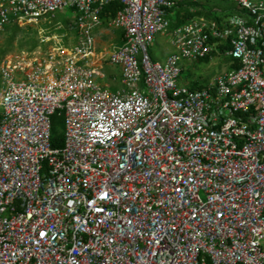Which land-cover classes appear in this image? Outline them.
I'll use <instances>...</instances> for the list:
<instances>
[{
  "label": "built area",
  "instance_id": "obj_1",
  "mask_svg": "<svg viewBox=\"0 0 264 264\" xmlns=\"http://www.w3.org/2000/svg\"><path fill=\"white\" fill-rule=\"evenodd\" d=\"M224 1L240 9L171 29L161 64L147 47L184 0H0V32L36 41L0 62V264H264V0ZM64 7L69 31L42 24ZM104 24L120 44L97 57ZM218 56L205 87L179 82Z\"/></svg>",
  "mask_w": 264,
  "mask_h": 264
},
{
  "label": "rangeland",
  "instance_id": "obj_2",
  "mask_svg": "<svg viewBox=\"0 0 264 264\" xmlns=\"http://www.w3.org/2000/svg\"><path fill=\"white\" fill-rule=\"evenodd\" d=\"M198 2L206 10V14L212 16L221 12H230L233 9H240L230 1L198 0ZM171 13L173 14L174 11ZM51 16L50 23L42 24L52 29L54 24L58 22L63 25L65 31H69L68 25L73 22L75 13L72 8L64 7L62 10L53 13L52 18ZM13 28V26H10L0 32V62L6 55L27 50L31 42L35 40V35L32 30L20 27L16 32H13ZM69 34L74 37L73 31ZM10 37H13V39L9 43ZM169 39L170 30H167L163 34L157 35L155 40L147 47V52L152 62L163 64L167 56L173 52ZM74 43L75 40L73 39L69 44L73 45ZM111 44H120V30L111 31L104 24L97 35L96 56L104 57V53ZM180 67L182 72L179 82L189 87L191 84L203 82L207 78H210L211 81L214 76L228 69V62L226 58L218 56L213 57L207 62L204 60L181 61ZM101 72L104 74V79L99 80V82L103 85L106 84L110 91H116L122 88L120 73L117 67L103 64ZM139 86H142V82H140Z\"/></svg>",
  "mask_w": 264,
  "mask_h": 264
},
{
  "label": "trees",
  "instance_id": "obj_3",
  "mask_svg": "<svg viewBox=\"0 0 264 264\" xmlns=\"http://www.w3.org/2000/svg\"><path fill=\"white\" fill-rule=\"evenodd\" d=\"M185 2L183 4L178 5L173 11L174 13H169L168 15V20H169V30L173 29L174 27L178 26L181 24L184 20L190 18L191 16H206L209 18H222L227 16L232 12V10L227 11V12H221L218 14L209 15L206 14V10L202 7V5L197 3H191L190 0H184ZM206 1V0H205ZM188 7H194L193 12L188 11ZM121 9V4L118 1H113L107 6L104 7L102 11V20H108L109 18L113 17L118 10ZM173 15V16H171ZM13 32H16L19 28L16 26H13ZM7 29V27H6ZM13 37H10L9 43L12 41ZM36 45V41L33 40L31 42V45L28 47V49L33 48ZM204 61H208V58L203 59ZM229 60L227 59V62ZM210 81V78H207L203 82L200 83H194L189 86L190 89H200L205 87L208 82ZM51 137H50V144L52 147H60L62 145V138H63V122H62V117L58 115H53L51 117Z\"/></svg>",
  "mask_w": 264,
  "mask_h": 264
}]
</instances>
